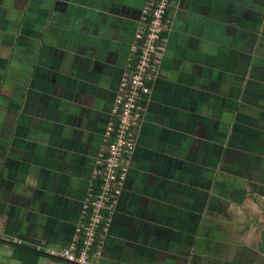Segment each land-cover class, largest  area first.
<instances>
[{
  "label": "crops",
  "instance_id": "0c3cea01",
  "mask_svg": "<svg viewBox=\"0 0 264 264\" xmlns=\"http://www.w3.org/2000/svg\"><path fill=\"white\" fill-rule=\"evenodd\" d=\"M146 2L0 0V264H66L46 250L74 237ZM168 17L100 264H262L239 212L264 182V0Z\"/></svg>",
  "mask_w": 264,
  "mask_h": 264
},
{
  "label": "built area",
  "instance_id": "2783aa9c",
  "mask_svg": "<svg viewBox=\"0 0 264 264\" xmlns=\"http://www.w3.org/2000/svg\"><path fill=\"white\" fill-rule=\"evenodd\" d=\"M170 4L171 0H147L119 78L74 237L61 251L46 250L66 264H100V249L137 145L146 100L166 54Z\"/></svg>",
  "mask_w": 264,
  "mask_h": 264
},
{
  "label": "rangeland",
  "instance_id": "374dc122",
  "mask_svg": "<svg viewBox=\"0 0 264 264\" xmlns=\"http://www.w3.org/2000/svg\"><path fill=\"white\" fill-rule=\"evenodd\" d=\"M3 92L4 90L2 89V93ZM1 103L3 102L0 95V109L2 108ZM253 187L255 188L252 189L250 193L251 195L248 194L250 197L247 198H254L255 201L248 206H242L239 212L241 213L239 215L244 214V218L242 221L246 226L249 227V230L247 232L248 236L245 237L246 239H243V241L259 249L261 252H264V182H256ZM238 229L241 231V233L245 230L243 223L241 224V226H239ZM244 234L246 235V233Z\"/></svg>",
  "mask_w": 264,
  "mask_h": 264
}]
</instances>
